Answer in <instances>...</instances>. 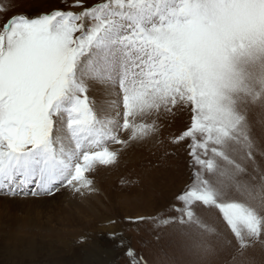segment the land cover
<instances>
[{"label":"snow or ice","instance_id":"6c2138e0","mask_svg":"<svg viewBox=\"0 0 264 264\" xmlns=\"http://www.w3.org/2000/svg\"><path fill=\"white\" fill-rule=\"evenodd\" d=\"M63 2L31 17L0 0V191L84 198L99 168L188 111L169 142L186 144L191 181L159 224L202 205L239 249L264 234V215L228 199L264 192V0Z\"/></svg>","mask_w":264,"mask_h":264},{"label":"rangeland","instance_id":"374dc122","mask_svg":"<svg viewBox=\"0 0 264 264\" xmlns=\"http://www.w3.org/2000/svg\"><path fill=\"white\" fill-rule=\"evenodd\" d=\"M100 2L88 0L89 5ZM15 3L9 16L68 10L63 0ZM4 22L0 18V25ZM189 122L188 111L168 117L159 136L133 143L117 165L106 171L99 168L97 191L84 198L67 189L54 195L0 194V264H130L128 247L146 264H264V234L249 239L245 233L239 249L215 208L197 205L194 215L184 216L183 222L177 217L159 224L176 217L165 210L191 181L186 144L169 142L170 135ZM244 179L258 184L260 178L256 174L255 179ZM228 199L264 215V192L244 197L232 190ZM136 217L154 219L130 222Z\"/></svg>","mask_w":264,"mask_h":264},{"label":"bare ground","instance_id":"6f19581e","mask_svg":"<svg viewBox=\"0 0 264 264\" xmlns=\"http://www.w3.org/2000/svg\"><path fill=\"white\" fill-rule=\"evenodd\" d=\"M95 97H96V100L97 101H99V100H101V99H103V96H102V93L101 92H99V91H97V92H95ZM147 141V140H146ZM147 143V142H146ZM129 158V157H128ZM117 165V164H116ZM108 168V167H107ZM101 170H103V169H105V171H106V168L105 167H101L100 168ZM100 170V171H101ZM102 172H104V171H101L100 172V174L102 173ZM109 172V171H108ZM119 172V171H118ZM106 173V172H105ZM104 174V173H103ZM111 176V175H110ZM96 188H97V186H95ZM97 199H98V197H96ZM106 199V198H105ZM107 200V199H106ZM120 200V199H119ZM97 201V200H96ZM100 202V201H99Z\"/></svg>","mask_w":264,"mask_h":264}]
</instances>
